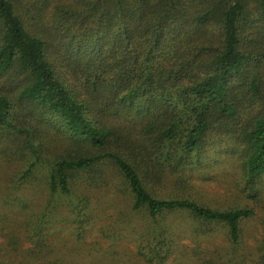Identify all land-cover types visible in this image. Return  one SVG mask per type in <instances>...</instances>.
<instances>
[{
  "label": "trees",
  "instance_id": "obj_1",
  "mask_svg": "<svg viewBox=\"0 0 264 264\" xmlns=\"http://www.w3.org/2000/svg\"><path fill=\"white\" fill-rule=\"evenodd\" d=\"M221 145L237 146L243 189L259 201L264 0H0V159L14 162L19 189H47L40 224L60 196L84 217L110 173L144 225V264L178 248L175 212L189 214L196 237L217 224L237 245L253 209L156 187L193 180Z\"/></svg>",
  "mask_w": 264,
  "mask_h": 264
},
{
  "label": "rangeland",
  "instance_id": "obj_2",
  "mask_svg": "<svg viewBox=\"0 0 264 264\" xmlns=\"http://www.w3.org/2000/svg\"><path fill=\"white\" fill-rule=\"evenodd\" d=\"M60 149L61 145L54 153ZM205 160L192 173L193 180L159 183L157 191L166 197H190L216 209L248 207L254 215L242 222L240 243L232 245L222 225L214 224L210 234L196 237L189 214H169L167 221L177 227L180 239L164 264H219L229 258H233L229 264H255L263 235L264 176L259 182V201H254L243 189L236 145L211 148ZM13 163L0 159V264H144L136 249V232L144 225L132 214L130 197L116 187L110 173L111 184L94 189L93 208L84 211V217L70 214L69 199L57 196L55 214L40 224L49 198L47 189L43 184L19 189Z\"/></svg>",
  "mask_w": 264,
  "mask_h": 264
}]
</instances>
